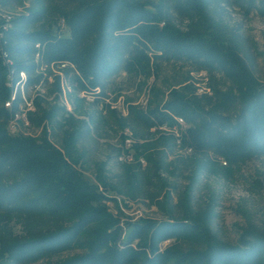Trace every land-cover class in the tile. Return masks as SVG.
Here are the masks:
<instances>
[{"label": "trees", "instance_id": "16d2710c", "mask_svg": "<svg viewBox=\"0 0 264 264\" xmlns=\"http://www.w3.org/2000/svg\"><path fill=\"white\" fill-rule=\"evenodd\" d=\"M16 0H0V8ZM51 0H38L40 4ZM59 11L69 35L35 26L48 14L42 5L0 21V210L16 213L78 212L75 222L47 235L5 244L12 264H30L73 246L91 224L95 237L82 255L54 264H264V235L244 232L237 244L212 242L201 250L162 249L169 239L206 234L201 221L132 219L94 207L113 197L89 183L50 141L36 142L9 131L25 89L62 82L99 102L119 73L151 63L189 62L222 73L238 93L216 97L173 95L143 110L129 106V117L147 127L188 124L182 145L196 154L212 152L233 165L264 155V84L253 79V64L241 54L237 36L228 45L197 29L180 30L174 19L193 18L226 6L264 16V0H159L147 8L141 0H67ZM64 65V66H62ZM58 69L59 73L55 70ZM12 95V96H11ZM10 100V106L5 103ZM88 130L76 133L78 138Z\"/></svg>", "mask_w": 264, "mask_h": 264}, {"label": "rangeland", "instance_id": "374dc122", "mask_svg": "<svg viewBox=\"0 0 264 264\" xmlns=\"http://www.w3.org/2000/svg\"><path fill=\"white\" fill-rule=\"evenodd\" d=\"M37 1L16 0L1 7L0 21L8 26L13 17L44 5L48 14L35 27L69 35L59 11L74 4ZM141 1L153 8L159 0ZM222 11L174 19L173 24L180 30H200L225 46L237 36L241 54L254 61V81L264 84V16L237 6ZM52 81L50 77L40 87L25 89L24 100L30 98L34 109L26 110L27 121L17 119L8 128L36 142L50 141L89 183L116 200V205L110 200H93L94 207L132 219H191L208 229L203 235L166 240L160 244L162 249L187 251L204 249L212 242L237 244L246 231L264 235V155L230 165L212 152L194 153L169 128L147 127L129 117L130 105L148 110L173 95L214 98L216 91L238 93V86L222 73L189 62L151 63L148 68L116 75L108 95L99 102L65 82L58 87ZM86 130V137L76 136ZM77 215L76 210L58 214L0 210V264H12L5 244L65 228ZM97 227L89 225L71 248L30 264H54L82 255Z\"/></svg>", "mask_w": 264, "mask_h": 264}, {"label": "built area", "instance_id": "2783aa9c", "mask_svg": "<svg viewBox=\"0 0 264 264\" xmlns=\"http://www.w3.org/2000/svg\"><path fill=\"white\" fill-rule=\"evenodd\" d=\"M64 66V65H62ZM40 87V85H33L31 88H37ZM91 97V96H90ZM34 109V104L30 98L28 100H22L20 103V110L15 113L14 117L9 121V124L12 121H15L17 119H22L24 121H27V115L26 110ZM176 122L173 125H160V126H152L154 128H169L173 133H175L178 136V140L182 143V136L184 134L185 129L188 127V124H186L185 120L182 119L180 116H175ZM9 131L11 133H15L14 130H12L9 127ZM124 158L125 156H121ZM142 162H145L143 159H141Z\"/></svg>", "mask_w": 264, "mask_h": 264}, {"label": "bare ground", "instance_id": "6f19581e", "mask_svg": "<svg viewBox=\"0 0 264 264\" xmlns=\"http://www.w3.org/2000/svg\"><path fill=\"white\" fill-rule=\"evenodd\" d=\"M12 96V95H11ZM25 98V97H24ZM24 100V99H23ZM10 103H11V101L10 100H8L6 103H5V105L7 106V107H9L10 106ZM183 119V118H182Z\"/></svg>", "mask_w": 264, "mask_h": 264}]
</instances>
